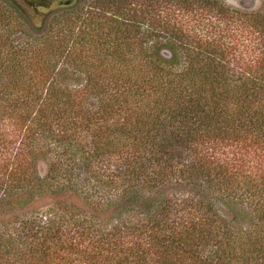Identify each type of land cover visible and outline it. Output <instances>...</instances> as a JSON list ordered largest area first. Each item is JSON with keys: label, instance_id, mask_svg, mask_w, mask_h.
Returning <instances> with one entry per match:
<instances>
[{"label": "trees", "instance_id": "16d2710c", "mask_svg": "<svg viewBox=\"0 0 264 264\" xmlns=\"http://www.w3.org/2000/svg\"><path fill=\"white\" fill-rule=\"evenodd\" d=\"M34 29L0 0V264H264V0Z\"/></svg>", "mask_w": 264, "mask_h": 264}, {"label": "rangeland", "instance_id": "374dc122", "mask_svg": "<svg viewBox=\"0 0 264 264\" xmlns=\"http://www.w3.org/2000/svg\"><path fill=\"white\" fill-rule=\"evenodd\" d=\"M16 2L23 10L26 11L28 15H30L29 20L32 26L36 29L32 30V33L34 35H40V33H42V31L47 27V23L53 16L55 17L70 9L74 6L75 2L77 3V0H44V3H46L45 7H39L37 9L27 7L22 0H16ZM224 2L232 8L242 11H256L261 6V0H224ZM18 34L20 33L18 32ZM38 168L40 173L43 174L44 165L42 162H39ZM47 201L49 200H45L41 203L45 204Z\"/></svg>", "mask_w": 264, "mask_h": 264}, {"label": "flooded vegetation", "instance_id": "af4514ba", "mask_svg": "<svg viewBox=\"0 0 264 264\" xmlns=\"http://www.w3.org/2000/svg\"><path fill=\"white\" fill-rule=\"evenodd\" d=\"M24 3L30 8L37 9L39 7H45L46 3H44V0H23ZM48 1V0H46ZM52 1V0H50ZM49 3V2H48Z\"/></svg>", "mask_w": 264, "mask_h": 264}, {"label": "water", "instance_id": "95a60500", "mask_svg": "<svg viewBox=\"0 0 264 264\" xmlns=\"http://www.w3.org/2000/svg\"><path fill=\"white\" fill-rule=\"evenodd\" d=\"M12 2L18 7V9L19 10H21L22 11V13L27 17V18H29L30 17V15H28L27 13H26V11L25 10H23L20 6H19V4L16 2V0H12ZM22 2L24 3V1L22 0ZM25 5H26V3H24ZM27 6V5H26ZM28 7V6H27ZM30 19V18H29Z\"/></svg>", "mask_w": 264, "mask_h": 264}]
</instances>
